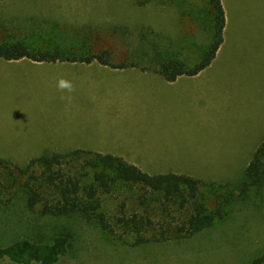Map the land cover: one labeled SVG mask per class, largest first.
<instances>
[{"label": "rangeland", "instance_id": "obj_1", "mask_svg": "<svg viewBox=\"0 0 264 264\" xmlns=\"http://www.w3.org/2000/svg\"><path fill=\"white\" fill-rule=\"evenodd\" d=\"M224 11L229 31L223 50L203 73L173 86L154 77L160 101L140 110L144 119L137 124L149 128L161 118L165 132L160 145L134 147L135 158L157 162L139 164L149 175L234 182L264 141V0H229ZM149 33V39L168 38L174 49L183 46L182 54L193 60L200 57L205 34L176 7L139 8L134 0H0V42L31 34L29 40L42 48L67 42L92 51L107 49L119 62L142 47L141 36ZM47 70L0 60V158L17 166L54 152L103 149L93 146L105 123L100 118L124 108L126 85L136 92L151 85L109 73L99 85L86 71L73 69L74 75L66 77ZM61 78L71 83L72 91L58 88ZM133 193L121 189L104 196L102 209L113 217L123 202L131 211L136 206ZM8 200L6 206L0 204V247L22 238L49 242L67 231L70 255L58 264H251L264 254V194L230 206L223 220L190 239L135 248L80 218L42 216L41 206L28 208L18 189L0 197L3 204ZM214 204L211 198L209 208Z\"/></svg>", "mask_w": 264, "mask_h": 264}, {"label": "trees", "instance_id": "obj_2", "mask_svg": "<svg viewBox=\"0 0 264 264\" xmlns=\"http://www.w3.org/2000/svg\"><path fill=\"white\" fill-rule=\"evenodd\" d=\"M134 4L139 8L153 4L176 7L182 18L191 20L205 34L199 59L183 55V46L174 49L161 35L149 39L150 33L141 36L142 47L119 62H114L107 49L92 51L67 42L42 48L29 40L31 34L2 40L0 59L85 64L95 61L113 69L152 71L167 82L183 75L195 76L211 65L223 42L226 24L221 0H205L202 6L189 0H134ZM186 44L196 47L194 43ZM13 189L22 192L28 208L41 206L42 216L80 218L133 248L187 240L213 228L230 206L263 196L264 141L242 175L224 184L173 173L149 175L114 155L72 150L43 155L22 166L0 158V197ZM121 189L134 192L132 200L136 206L127 212L122 202L120 214L112 217L102 209V199ZM211 198L215 204L209 208ZM9 202L0 204L6 206ZM70 250L67 231L59 232L49 242L22 238L0 247V264H58L70 255ZM251 264H264V254Z\"/></svg>", "mask_w": 264, "mask_h": 264}, {"label": "crops", "instance_id": "obj_3", "mask_svg": "<svg viewBox=\"0 0 264 264\" xmlns=\"http://www.w3.org/2000/svg\"><path fill=\"white\" fill-rule=\"evenodd\" d=\"M228 1L229 0H221L223 9L227 8ZM224 13H225L226 24L223 31V42L216 54V57H218V55L222 52L225 44L224 37L226 39V34L229 31V27H228L229 15L227 11H224ZM5 62L16 65L27 63L41 68L48 67L49 70L47 71L64 75L66 77L72 76L73 69L76 70L78 69V72L80 73H83L84 71L89 72L86 74L89 77H91L92 75L94 77H97V81H93L95 84H99L101 78H104V76L102 75H104L105 73L116 75V77H119L118 78L119 80L132 78L133 82L136 83L150 82L151 85L142 88L140 92H136L133 85L131 84L130 86L126 85L122 93V99H123L122 104L124 108H121V110L118 111L116 114H113L112 112L111 114H106L105 110H102L103 114H106V117L100 118V121L105 123L97 132L98 136H100L99 142L96 145H93L99 148H103L96 150L95 151L96 153L114 155L116 157L121 158L123 161L127 163L137 166L138 168H141L139 164L157 163V162L149 159L135 158L134 147L140 144H148L150 142L153 143L155 142L160 145V140L163 138V134L165 132V130H162L159 125L161 118H157L156 120L157 124L151 125L149 128L137 124L139 121L144 119L143 114L142 112H140V110L146 108L147 106L155 105L157 101H160V97L162 93L159 92L157 89H154V85H153V83L155 82L154 77H157L158 79L162 78L164 84L166 83L167 85L173 86L176 83H178L180 79L183 78L194 79L204 71V70L201 71L199 74L195 76L183 75L178 77L174 82H167L162 76L152 71H143L139 68L113 69L107 66L100 65L95 61L90 64L70 63V62L47 63V62H35L29 59H21L16 61H5ZM124 72H134V75L130 76L132 74H126V75L121 74ZM138 73L141 74L138 75ZM149 74H151V76H149ZM126 104L129 107L134 106L135 108L127 110ZM162 106H166V101L163 103ZM112 115L115 117V119H111ZM146 118L153 119L154 117L146 116ZM129 141H133L134 143L130 144ZM114 148H121V149L117 151Z\"/></svg>", "mask_w": 264, "mask_h": 264}, {"label": "clouds", "instance_id": "obj_4", "mask_svg": "<svg viewBox=\"0 0 264 264\" xmlns=\"http://www.w3.org/2000/svg\"><path fill=\"white\" fill-rule=\"evenodd\" d=\"M58 88L60 90H68L69 92L72 91V86H71V83L63 78H61L59 81H58V84H57Z\"/></svg>", "mask_w": 264, "mask_h": 264}]
</instances>
